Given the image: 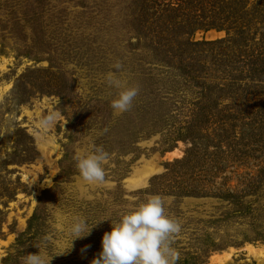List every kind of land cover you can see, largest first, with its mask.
Instances as JSON below:
<instances>
[{"label":"rangeland","instance_id":"obj_1","mask_svg":"<svg viewBox=\"0 0 264 264\" xmlns=\"http://www.w3.org/2000/svg\"><path fill=\"white\" fill-rule=\"evenodd\" d=\"M110 73L139 87L119 115ZM94 146L102 184L76 166ZM225 192L264 235V0H0V264H91L154 195L176 264H264ZM76 218L104 221L71 245Z\"/></svg>","mask_w":264,"mask_h":264},{"label":"clouds","instance_id":"obj_2","mask_svg":"<svg viewBox=\"0 0 264 264\" xmlns=\"http://www.w3.org/2000/svg\"><path fill=\"white\" fill-rule=\"evenodd\" d=\"M121 67L119 63L115 65L117 70ZM107 79L110 86L123 89L110 103L114 114L129 111L139 94V87H124L115 73H110ZM54 120L55 115L51 114L44 123L50 124ZM109 159L110 154L102 146H94L92 154L76 158V166L83 180L102 184ZM111 224L112 230L102 237V251L91 264H176L179 260V253L171 247V238L181 231V225L165 214V201L161 196H151L124 214L119 222ZM93 227L89 228L86 219L76 218L70 228L71 245L74 240L90 235ZM50 261L39 253L28 254L24 264H50Z\"/></svg>","mask_w":264,"mask_h":264},{"label":"trees","instance_id":"obj_3","mask_svg":"<svg viewBox=\"0 0 264 264\" xmlns=\"http://www.w3.org/2000/svg\"><path fill=\"white\" fill-rule=\"evenodd\" d=\"M220 198L224 200H229L230 205L233 209V213L235 215H244V219L247 218V215L250 214L249 217H251V221H249V224L252 225V231L253 234H249L246 236V240L253 241V240H264L263 233H259L258 228L261 227L263 224H259L260 217L259 214L255 213V211H251L249 204H245V202L241 199L239 195H237L235 192H225L222 193ZM252 212V213H251ZM254 212V213H253ZM245 240V241H246Z\"/></svg>","mask_w":264,"mask_h":264},{"label":"bare ground","instance_id":"obj_4","mask_svg":"<svg viewBox=\"0 0 264 264\" xmlns=\"http://www.w3.org/2000/svg\"><path fill=\"white\" fill-rule=\"evenodd\" d=\"M249 250L251 253L260 255L262 252L260 250H255L253 247H249ZM232 254H225L223 256H219L218 258H215V260L218 262V264H224L226 261H228L231 258Z\"/></svg>","mask_w":264,"mask_h":264}]
</instances>
